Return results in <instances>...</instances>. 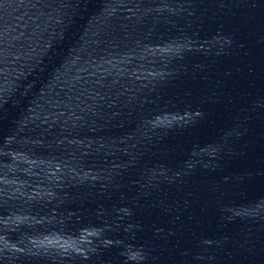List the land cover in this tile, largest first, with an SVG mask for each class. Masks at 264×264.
I'll list each match as a JSON object with an SVG mask.
<instances>
[{"label": "water", "instance_id": "95a60500", "mask_svg": "<svg viewBox=\"0 0 264 264\" xmlns=\"http://www.w3.org/2000/svg\"><path fill=\"white\" fill-rule=\"evenodd\" d=\"M0 264H264V0H0Z\"/></svg>", "mask_w": 264, "mask_h": 264}]
</instances>
